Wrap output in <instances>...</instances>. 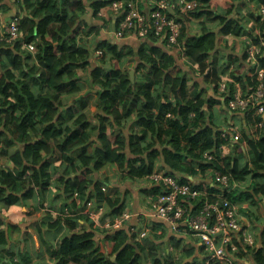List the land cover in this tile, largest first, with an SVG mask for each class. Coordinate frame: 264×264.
<instances>
[{
	"label": "trees",
	"instance_id": "16d2710c",
	"mask_svg": "<svg viewBox=\"0 0 264 264\" xmlns=\"http://www.w3.org/2000/svg\"><path fill=\"white\" fill-rule=\"evenodd\" d=\"M114 1L17 0L23 13L14 16L19 21L17 38L9 41V35L0 34V145L9 147L16 141L23 147L11 156L12 169L0 170V203L43 198L54 188V198L62 194L68 208L65 218L36 224L52 231L64 220L69 229L58 247L48 248L54 264H264V240L259 246L255 241L264 239L256 214L264 216V112L257 115L256 104L244 113L228 107L238 91L245 97L257 90L256 74L264 70V14L260 10L248 16L254 23L251 28L237 10L253 4L263 9L264 0H194L197 7L186 14L178 11L180 0H170L183 22L178 47L167 46L153 34L136 47L109 40L91 43L88 36L95 28L85 17L91 13L94 20L106 12L115 17L117 29L125 12L114 15ZM156 1L149 12L138 2L137 9L149 14ZM0 7L8 15V6ZM168 16L173 18L175 12ZM199 18L201 32L190 35L193 20ZM214 26L216 31L211 30ZM225 36L247 42L227 54L217 49ZM29 44L32 51L26 48ZM251 45L258 50L253 57L247 51ZM195 87L201 90L191 91ZM85 90L96 96L94 112L90 96L81 94ZM261 104L264 107V96ZM216 108L239 117L241 128L236 152L223 160V166L203 160L205 151L225 142ZM109 167L116 169L122 184L127 183L114 196L102 191L110 179L99 178V172ZM156 168L196 190L200 199L196 206L204 200H225L233 206L249 203L247 216L259 228L258 238L242 225L233 231L226 261L208 262L193 232L180 233L177 228L167 235L165 224L156 219L152 226L143 220L136 227L130 221L138 225L139 217L133 216L121 228L101 230L97 236L81 213L86 205L104 208L100 225L122 218L129 209L130 183L145 179ZM215 171L228 176V190L219 187ZM245 181L248 186L240 189ZM158 191L157 186L143 190L148 204ZM99 237L108 255L97 246ZM7 243V232L0 229V264H23L25 258L19 254L15 259Z\"/></svg>",
	"mask_w": 264,
	"mask_h": 264
},
{
	"label": "built area",
	"instance_id": "2783aa9c",
	"mask_svg": "<svg viewBox=\"0 0 264 264\" xmlns=\"http://www.w3.org/2000/svg\"><path fill=\"white\" fill-rule=\"evenodd\" d=\"M137 2L138 0L125 2L124 0H117L111 3L114 15L121 16L125 12V16L114 31L115 38L121 40L125 37H134L139 40L153 34L158 38L162 37L167 46L178 47V38L183 22L175 17L170 18L168 13L175 11L177 14H186L197 7L196 1L180 0L178 13L175 10V4H171L170 0H158L155 3V9L149 14L140 12L137 9ZM124 3L125 8H123ZM261 13L264 14V8L261 9ZM18 29L19 21L17 18L0 20V34L9 35V41L16 40ZM243 41L247 42V39L243 38ZM26 48L32 51L34 46L29 44ZM247 51L253 57L258 50L251 45ZM256 79L259 82L257 90L245 97L240 91L235 93L228 103L229 109L237 113H244L250 106L256 104V114L261 115L264 112V107L261 104L264 96V70L257 72ZM224 89L225 84L221 83L220 90L224 91ZM258 126H261V123ZM225 132L229 133V131L224 130L221 135L224 143L203 153L205 162H214L223 166V160L236 152L234 147L240 140V134L234 133L226 136ZM214 175L219 187L222 190H228L230 187L228 176L222 175L219 171H215ZM145 180L150 187L157 186L159 189L154 199L149 203L151 217L167 225L172 233L176 232L177 228H180V233L193 232L200 244L204 246L208 255V262L226 261V249L234 237L233 231L240 230L243 225L236 206L225 200H204L196 206V203L200 201L197 199L199 193L192 190L189 184H179L176 175L167 174L159 168H156ZM188 201L191 202L188 204ZM90 206L89 203L84 214L94 220L95 213L90 210ZM127 218H129L128 213H124L122 218L114 219L106 224L105 228L119 229ZM145 235L146 233L143 231L140 237ZM245 241L250 242V237H246ZM232 250H235V247H232Z\"/></svg>",
	"mask_w": 264,
	"mask_h": 264
},
{
	"label": "crops",
	"instance_id": "0c3cea01",
	"mask_svg": "<svg viewBox=\"0 0 264 264\" xmlns=\"http://www.w3.org/2000/svg\"><path fill=\"white\" fill-rule=\"evenodd\" d=\"M155 0H138L139 8L145 12H149L153 6H154ZM0 5H3L4 7L8 6L10 11L7 13L8 15H5L3 11L0 10V20H6L9 18H12L17 15H23L21 12V8L17 0H2ZM0 9H2L0 7ZM3 10V9H2ZM261 10L260 7H258L256 4H253L249 6L248 8L244 9H238L237 13L244 16V21L246 24L253 28L254 23L251 19L248 18V16L251 13H259ZM5 11V10H4ZM89 13L85 18L86 20L91 24V27H94L95 30L92 34L88 36V40L91 41L93 39V42L100 41V40H109L112 43L118 44V45H129V46H137L139 41H143L145 39L136 40L134 37H125L124 39H116L114 36L113 27H115V17L111 14H107L106 12H101L100 18L92 20ZM179 14H175V18H179ZM202 19H195L193 20V25L190 28V35H196L201 32V27H199V23ZM83 26H85L83 24ZM211 30L216 31L217 27L214 26ZM95 38V40H94ZM243 38L242 37H235V36H225L220 37L219 39V45H218V51H222L224 53L228 54V50L236 49L238 47H243ZM123 43V44H122ZM216 55V54H215ZM178 57V56H175ZM219 64V61L217 62ZM197 81H202L201 78L193 76ZM203 87L208 89L209 92H211V89L207 87L203 83ZM201 90V87L199 88H193L191 91H199ZM95 92V91H94ZM83 96L88 97L90 96V111L94 112L96 109L94 107V103L96 99L95 94H87L86 90L81 93ZM72 101L69 102L71 104ZM219 123L221 127H225L223 130L231 131L234 133L237 132L233 125L236 124L238 121L236 119H230L228 120L229 126L227 124V116L225 115H219ZM238 118V117H237ZM233 133V134H234ZM232 134V135H233ZM241 135V134H240ZM23 145L19 142L13 141V144L9 147L4 145H0V170L6 169L11 170L12 169V162H11V156H13L15 153L20 152ZM112 172V178L110 180L111 185L109 184L107 187V191L109 192V196H114L116 194V188H113L116 186V184H120V177L119 173L116 171L114 167H109L107 169ZM115 175V176H114ZM114 176V177H113ZM145 182V181H144ZM143 180H137L133 181L129 185L130 197L128 199V202H132V199L134 198V201H137V204L135 207H137L140 211L141 204L138 202L139 198L143 197V190L146 188H149L150 186L145 182V186H141L140 184L144 183ZM114 184V186L112 185ZM243 184V183H242ZM248 182L245 181V185L248 186ZM134 186H140L138 190H132V187ZM243 189V188H240ZM54 191L55 188L52 189L50 192L46 194L45 197H34L32 196L28 200L19 202H14L11 205L8 204H1L0 203V219L2 222H0V229H3L7 232V249L11 250L15 253V259L18 258V255L21 254L22 259L26 260L23 262V264H53L54 260L50 256L48 248L49 246H52L53 248H56L59 246L61 239L66 236L69 233V229L67 226L61 222L60 226L52 231H47L46 229H39L36 227V224L40 221H44L43 223H51L58 219V217L65 218L64 214L68 213V208L66 207V203L63 201L62 194L56 198H54ZM60 194V191L57 192ZM264 201V199H263ZM143 202V201H140ZM79 203V202H78ZM81 204V203H80ZM79 204V205H80ZM93 204V203H92ZM78 205V206H79ZM236 208L238 209L239 213L241 214V219L243 220V225L250 230L252 235L256 236L259 235V228L255 227L253 223H251L249 217L247 216L248 211L247 209H252L250 207L249 203H240L236 204ZM86 209V208H85ZM149 205L146 207V210H143L139 214H142L146 216V212H148ZM63 210V211H62ZM128 210V209H127ZM131 210V208H129ZM104 211L102 209L96 210V215L98 220L101 217L102 212ZM137 211V212H138ZM85 212V210L81 211ZM125 213H128L129 218L134 216V212L131 210L125 211ZM262 213V212H261ZM88 219V217H87ZM139 220H144L143 217H140ZM134 219H132V225L134 226H140L139 221H137V224H134ZM264 221V220H263ZM81 221L79 224L81 225ZM261 223V220H260ZM166 230L171 233L167 228ZM172 234V233H171ZM180 237V236H178ZM236 254V257L239 258V255ZM243 258L239 259L242 260ZM252 260V259H251ZM249 264H254L252 261H249Z\"/></svg>",
	"mask_w": 264,
	"mask_h": 264
},
{
	"label": "rangeland",
	"instance_id": "374dc122",
	"mask_svg": "<svg viewBox=\"0 0 264 264\" xmlns=\"http://www.w3.org/2000/svg\"><path fill=\"white\" fill-rule=\"evenodd\" d=\"M88 27V26H87ZM93 41V39H91V42ZM131 66H133V64H131ZM131 66L129 67V68H131ZM130 71H133L132 69L130 70ZM134 72V71H133ZM133 80H134V74H133ZM86 83V82H85ZM215 111H216V113L217 114H219V115H225V116H227V119L228 120H232L233 119V115H231V116H228L227 115V113L226 112H223L222 110H220V109H218V108H216L215 109ZM234 119H236L238 122L236 123V124H231V125H233L234 126V128H235V130L237 131V132H240V127H239V117L237 118V117H235ZM226 125H230V124H228V121H227V124ZM234 151H236V149H235V147H234ZM245 161H246V159H245ZM245 161H243V163H245ZM115 176V175H114ZM113 176V177H114ZM99 178H101V179H110L111 180V178H112V172L111 171H109V170H107V171H105V172H99ZM119 181H120V179H119ZM146 182V180H143V182ZM145 182L144 183H142V184H140L142 187L143 186H145ZM121 181H120V184H116V186H114V184H112L114 187L113 188H116V189H118L119 187H121V189H123L124 187H126L127 186V183H125V184H122V186H121ZM110 185H111V183H110ZM140 186H134V187H132V190H138V189H143V188H139ZM247 187V185H245V184H239V188H246ZM131 192V191H130ZM140 201H143V202H140ZM140 204H141V208H140V211H138L139 209L137 208V207H135L136 206V204H137V201H134V198L132 199V202H129V208H131V210L134 212L133 214H134V217H139L138 218V221H139V224H142L143 223V220H139L140 219V217H143L144 218V221L147 223V224H149L150 226H152L153 224H152V222L154 221V218L153 217H151V215H150V213H151V211H150V207H149V209H148V212H146V216H144V215H142V214H139L140 212H142L143 210H146V207L149 205L148 204V202H149V197L147 196V195H145V194H143V197L141 198H139V201H138ZM131 210H126V211H129V212H131ZM138 211V212H137ZM256 214L258 215V221L259 220H264V216L263 215H261V214H259L258 212H256ZM158 220V219H157ZM159 221V220H158ZM166 227H168L167 225H165ZM258 227L261 229V230H263V228H264V221H263V223H260V224H258ZM98 234H100V232H97ZM166 233H167V235H172L171 233H169L167 230H166ZM188 234V233H187ZM256 238H258V235L256 234ZM264 239H262V240H259V239H257V240H255L256 241V244L259 246V245H261V242L263 241ZM263 244H264V241H263ZM161 245V247L163 246V247H165L166 246V244L164 243H161L160 244ZM97 246L98 247H103L104 249H105V254L106 255H108V248H107V246L104 244V241L102 240V237H101V239H100V237L98 238V242H97ZM171 249V248H170ZM179 252V251H178ZM178 252L177 253H174V255H173V257H174V259L175 258H178ZM54 260V259H53ZM54 264V263H53Z\"/></svg>",
	"mask_w": 264,
	"mask_h": 264
},
{
	"label": "clouds",
	"instance_id": "9594fccd",
	"mask_svg": "<svg viewBox=\"0 0 264 264\" xmlns=\"http://www.w3.org/2000/svg\"><path fill=\"white\" fill-rule=\"evenodd\" d=\"M172 12V11H171ZM175 12V11H174ZM175 14H176V12H175ZM175 17V16H174ZM144 39V38H143ZM140 40V39H139ZM224 131V130H223ZM142 180H145V179H142ZM146 182H147V180H146ZM107 187L108 186H105V187H103L102 188V191H104L105 193L107 192ZM90 204H91V206L89 207L90 208V210L92 211V212H94L95 213V219L94 220H91L87 215H85L83 212H81L82 214H84L86 217H88V221L90 222V223H92V229H96V232H100L101 233V230H105V231H114L113 229H107V228H105V225L106 224H109L110 222L109 221H107V222H104L103 224H99V220H98V218H97V215H96V210H94V208H95V206H94V204H92V202H89ZM88 203V204H89ZM88 204L86 205V207L88 206ZM166 227V226H165ZM169 231H170V229L168 228V227H166ZM131 230H136L134 227H132L131 228ZM171 232V231H170ZM172 233V232H171ZM97 236H100L99 234H97Z\"/></svg>",
	"mask_w": 264,
	"mask_h": 264
},
{
	"label": "water",
	"instance_id": "95a60500",
	"mask_svg": "<svg viewBox=\"0 0 264 264\" xmlns=\"http://www.w3.org/2000/svg\"><path fill=\"white\" fill-rule=\"evenodd\" d=\"M113 31H115V27H113ZM133 74H134L133 71H130V72H129V76H130L131 81H134V80H133ZM112 261H114V258H112Z\"/></svg>",
	"mask_w": 264,
	"mask_h": 264
}]
</instances>
